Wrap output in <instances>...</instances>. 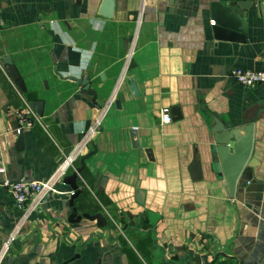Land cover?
Wrapping results in <instances>:
<instances>
[{
  "label": "crops",
  "instance_id": "1",
  "mask_svg": "<svg viewBox=\"0 0 264 264\" xmlns=\"http://www.w3.org/2000/svg\"><path fill=\"white\" fill-rule=\"evenodd\" d=\"M102 1L0 0V59L11 56L25 87L0 69L6 178L50 177L115 93L64 175L91 152L74 205L106 224L69 220L63 180L24 216L0 187V264H264V82L246 87L230 73L264 71V0H113L111 17L99 14ZM230 2L244 3L231 7L243 41L214 36L211 5ZM21 96L43 101L42 125L23 128L22 143ZM163 107L172 115L165 124ZM213 118L253 125L234 196L208 164Z\"/></svg>",
  "mask_w": 264,
  "mask_h": 264
},
{
  "label": "water",
  "instance_id": "2",
  "mask_svg": "<svg viewBox=\"0 0 264 264\" xmlns=\"http://www.w3.org/2000/svg\"><path fill=\"white\" fill-rule=\"evenodd\" d=\"M172 1L173 0L169 1L170 5H172ZM113 4V0H103L99 7V14L104 17H111ZM235 4L244 7V3L241 2H230L225 6H221L218 3H213L211 5L210 16L213 21L212 28L216 39H232L235 41H243L245 39L246 27L242 25L239 18L231 9ZM2 61L7 66L8 73L16 82L17 86L21 91H24L25 87L23 80L16 66L13 64L11 56L9 54L4 55ZM130 80V88L134 94H137L136 85L132 79ZM30 103L37 114L39 116L42 115L43 101L34 100ZM172 112L173 114L174 112L178 113L177 106L172 108ZM210 131L211 141L208 145V164L210 170L223 175L229 194L234 196L252 150L253 125L247 124L243 127H226L223 123H218L215 118H213V125ZM130 136L131 138L136 136L135 129L130 130ZM19 140L22 143V131L19 132ZM231 142L234 143L233 148H231ZM134 144H136V142H134ZM90 153L81 156V166L77 167L72 173L63 178V183L69 185L72 190L69 198V205L72 208L69 220L71 222H78L82 217H85L91 220L96 219L99 226H104L107 220L101 213H96L94 215H89L87 213L79 214L74 205V199L82 191V188L77 182V174L82 171L84 159L87 158ZM193 168L196 170L197 175L200 176V163L198 161L194 162ZM250 178L251 176L249 173H244L246 183L251 181ZM247 186H250V184Z\"/></svg>",
  "mask_w": 264,
  "mask_h": 264
},
{
  "label": "built area",
  "instance_id": "3",
  "mask_svg": "<svg viewBox=\"0 0 264 264\" xmlns=\"http://www.w3.org/2000/svg\"><path fill=\"white\" fill-rule=\"evenodd\" d=\"M213 23V21H212ZM0 69L6 73L5 64L0 59ZM231 75L234 76L236 81L246 87H254L264 82V71L254 70L247 68H232L230 70ZM115 93L110 95L108 102L99 109V113L94 119L92 127L84 133L80 144L73 149V151L66 155L56 170L44 181L18 179L11 180L4 176L6 168L2 163V151L0 147V187L4 188L12 197L13 204L22 215H26L29 212L35 210L40 204L41 200L48 194L58 193L57 186L62 182V178L67 171L74 167V161L82 154V148L89 143L94 133L97 131L101 124V120L108 109V106L113 102ZM22 108L17 111L18 126L16 132L19 133L23 128H30L35 123L42 125L41 119L33 106L23 96H21ZM160 123L165 124L171 121L172 115L169 107H163L159 111ZM72 193V191H71ZM14 240V234L10 233L4 245L3 253H5L11 242ZM1 258V257H0Z\"/></svg>",
  "mask_w": 264,
  "mask_h": 264
},
{
  "label": "clouds",
  "instance_id": "4",
  "mask_svg": "<svg viewBox=\"0 0 264 264\" xmlns=\"http://www.w3.org/2000/svg\"><path fill=\"white\" fill-rule=\"evenodd\" d=\"M84 70H86V69H84ZM76 74L79 75V71H77Z\"/></svg>",
  "mask_w": 264,
  "mask_h": 264
}]
</instances>
